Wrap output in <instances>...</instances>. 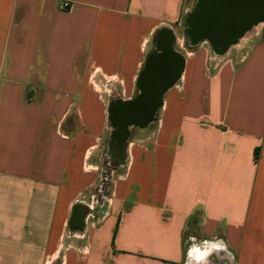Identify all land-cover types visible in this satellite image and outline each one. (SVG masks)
<instances>
[{
  "label": "crops",
  "instance_id": "0c3cea01",
  "mask_svg": "<svg viewBox=\"0 0 264 264\" xmlns=\"http://www.w3.org/2000/svg\"><path fill=\"white\" fill-rule=\"evenodd\" d=\"M195 2L0 0V264H264V24L191 50ZM162 29L180 75L95 199Z\"/></svg>",
  "mask_w": 264,
  "mask_h": 264
},
{
  "label": "water",
  "instance_id": "95a60500",
  "mask_svg": "<svg viewBox=\"0 0 264 264\" xmlns=\"http://www.w3.org/2000/svg\"><path fill=\"white\" fill-rule=\"evenodd\" d=\"M264 23V0H196L187 18L193 43L207 42L216 54L224 53L258 23ZM174 33L162 29L157 52L148 60L139 80L141 94L133 101L111 104V140L120 143L131 127L143 128L155 117L168 87L178 79L183 60L173 50Z\"/></svg>",
  "mask_w": 264,
  "mask_h": 264
},
{
  "label": "rangeland",
  "instance_id": "374dc122",
  "mask_svg": "<svg viewBox=\"0 0 264 264\" xmlns=\"http://www.w3.org/2000/svg\"><path fill=\"white\" fill-rule=\"evenodd\" d=\"M188 16L189 14L187 15V17H185L186 18L185 19V37H186V44H187L186 46L189 47V49L194 50L196 47L203 44L205 45L204 47L207 46L211 51H213L211 46L207 42L193 43L190 40L188 36V26L186 23ZM260 30L261 31L263 30L261 25L253 28L252 31H249L248 33L244 35L243 40H245V38L251 37L253 33H255L256 31H260ZM261 35L264 36V34H261ZM174 37H175V34H174ZM233 45L230 46V50L232 49ZM207 47L205 49H207ZM127 139L128 137L125 138V140L121 141L120 143H117V145L114 144L112 140L109 141V146L105 145L99 157L97 156L96 160L98 162L100 178L98 179V182L96 183L95 187L92 189V193L95 199L100 198V196H105L106 193L110 191L113 181L116 179L118 175V172H120L123 169L124 163H125V157H126ZM190 245H191V249L194 248L192 247V244ZM205 258L203 260H206ZM262 260L263 259H259V260L254 259V262L256 264H263ZM207 262H209V260H206L205 264H207Z\"/></svg>",
  "mask_w": 264,
  "mask_h": 264
},
{
  "label": "trees",
  "instance_id": "16d2710c",
  "mask_svg": "<svg viewBox=\"0 0 264 264\" xmlns=\"http://www.w3.org/2000/svg\"><path fill=\"white\" fill-rule=\"evenodd\" d=\"M151 56V55H150ZM149 56V57H150ZM149 57L147 59V61L144 63V66L143 68L141 69L140 73H139V76H138V83H139V80L141 78V75L143 74L144 70L146 69L147 67V64H148V60H149ZM141 94V93H140ZM114 99H112L109 103V107H108V119H109V122H110V126H111V131H110V141H111V136H112V133H113V127L111 125V102L113 101Z\"/></svg>",
  "mask_w": 264,
  "mask_h": 264
},
{
  "label": "built area",
  "instance_id": "2783aa9c",
  "mask_svg": "<svg viewBox=\"0 0 264 264\" xmlns=\"http://www.w3.org/2000/svg\"><path fill=\"white\" fill-rule=\"evenodd\" d=\"M70 5L68 3H63L62 4V9H68Z\"/></svg>",
  "mask_w": 264,
  "mask_h": 264
},
{
  "label": "flooded vegetation",
  "instance_id": "af4514ba",
  "mask_svg": "<svg viewBox=\"0 0 264 264\" xmlns=\"http://www.w3.org/2000/svg\"><path fill=\"white\" fill-rule=\"evenodd\" d=\"M261 23H262V22H261ZM261 23L256 24V25L254 26V28H255V27H258ZM263 24H264V23H263ZM250 31H252V29H251Z\"/></svg>",
  "mask_w": 264,
  "mask_h": 264
}]
</instances>
